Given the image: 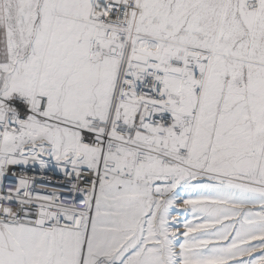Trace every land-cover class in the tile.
Instances as JSON below:
<instances>
[{"label": "snow or ice", "instance_id": "obj_1", "mask_svg": "<svg viewBox=\"0 0 264 264\" xmlns=\"http://www.w3.org/2000/svg\"><path fill=\"white\" fill-rule=\"evenodd\" d=\"M0 264H264V0H0Z\"/></svg>", "mask_w": 264, "mask_h": 264}, {"label": "built area", "instance_id": "obj_2", "mask_svg": "<svg viewBox=\"0 0 264 264\" xmlns=\"http://www.w3.org/2000/svg\"><path fill=\"white\" fill-rule=\"evenodd\" d=\"M48 175L51 177L52 182L61 181V179H62L59 175H55V174H48ZM7 187H13V185L9 184V185H7ZM46 190L50 191V190H52V188H48Z\"/></svg>", "mask_w": 264, "mask_h": 264}]
</instances>
